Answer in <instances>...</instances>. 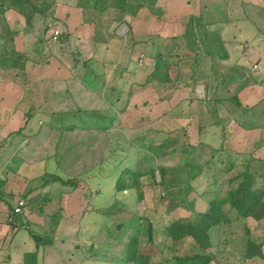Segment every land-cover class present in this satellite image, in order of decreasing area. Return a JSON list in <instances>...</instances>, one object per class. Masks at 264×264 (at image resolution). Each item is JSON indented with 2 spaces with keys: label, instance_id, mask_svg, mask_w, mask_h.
<instances>
[{
  "label": "crops",
  "instance_id": "crops-1",
  "mask_svg": "<svg viewBox=\"0 0 264 264\" xmlns=\"http://www.w3.org/2000/svg\"><path fill=\"white\" fill-rule=\"evenodd\" d=\"M118 1L121 16L113 20L106 16L113 6L100 1L98 24L74 8L68 49L60 43L45 71L43 61L30 60L32 80L0 66V264H25L27 253L45 264L43 237L76 222L72 215L82 219L101 208L92 201L102 188L88 180L98 165L94 153L115 143L123 157L117 137L135 129L124 123L131 107L155 114L146 127L158 124L166 134L176 119L199 138L218 131V142L227 141L234 154L264 164V0H153L126 11V1ZM75 56L91 62L87 70ZM166 68L171 81L145 83L154 69ZM114 163L122 166L118 157ZM19 199L25 205L15 213Z\"/></svg>",
  "mask_w": 264,
  "mask_h": 264
},
{
  "label": "rangeland",
  "instance_id": "rangeland-1",
  "mask_svg": "<svg viewBox=\"0 0 264 264\" xmlns=\"http://www.w3.org/2000/svg\"><path fill=\"white\" fill-rule=\"evenodd\" d=\"M96 1L97 0H54V6L50 9L54 18L50 17L46 19L45 22L48 24V27L43 31L46 41L44 54H46L47 57L42 60L43 64H41V71H45L46 69L45 60H49L50 64L55 61L51 56L52 51L57 50L60 43L62 44L61 46H66L68 40H70L69 36L71 33L69 31L71 24L69 22L72 16L70 13L74 11V8L76 9L78 6H81L82 9L77 10L83 12V19L86 20L92 17L97 24L100 22L99 16L101 15H99L97 9L99 5ZM125 1V7L129 9L132 8V5H135V2L140 6L144 4L147 7L149 3H153V0ZM118 2V0H107V3L113 6L110 7L112 8L110 9L112 12L109 10L106 15L109 20H113L115 16H121L119 12L115 14L117 12L115 11L117 10L115 5H117ZM153 9L155 8L150 7L148 10L153 12ZM147 13V9H144L139 15L145 18L147 17ZM173 13H175V16H179L177 11ZM6 16L7 23L10 27L17 30L20 29V32L14 39L16 49L22 51L25 50L27 46L30 47L31 43L29 42L31 39H34V37L29 39L25 38L23 35L24 31H21L26 24L25 17L13 9L7 10ZM168 17L170 21L174 20L173 15L168 14ZM101 20L105 21L103 17ZM45 22H43L42 18H39L36 30L42 31L46 24ZM128 26L127 24L124 25L121 27L120 31H122V28H124L123 31H128ZM56 31H58L59 34L58 38L54 39L53 36ZM67 47L68 46H66V49H68ZM74 49L75 48L72 47L71 49L70 47L71 52H74ZM134 54V66L137 67L138 55L137 53ZM75 57L82 63L80 64L81 70H87L86 68L91 62L83 65L85 62L83 57ZM147 58H149L148 53L146 59ZM32 71L30 61H28L25 69L22 70L20 74L25 77L27 76L26 79L29 81V79H31L29 76ZM112 97L113 96H111V98ZM127 104L129 105V103ZM74 106L75 105L71 104V107ZM134 110V108H130V113L125 116L124 123L135 124L136 126H133L135 129L133 131L125 130V133L129 134L128 138L123 134L121 135V133H119L117 137V140L119 141L120 139L121 142L118 145H122V149L124 150L123 157L119 158L116 153L115 143H109V150H107V152L96 149L97 153H94L93 159L94 162H98V165L96 169L93 168L95 166L94 164L91 165L93 170L91 169L92 173H89L88 180L92 185L97 186V184H99L102 188L100 197L94 202L92 201L94 206L99 203L101 208L96 207V209H93L94 212L87 213L82 219H80V217L76 218L79 216L76 213L75 216L72 215L74 221L77 220L76 222H70L71 224L66 223L64 225L65 228L58 229L54 237H43L44 239H42V242L47 251L44 259L45 264H130L125 263L123 260L124 243L128 240L129 236L132 235L134 225L131 220H124L123 228L118 229V224L120 221H123V217H125L122 213L117 212L122 209L128 210L126 217H136V215L137 217H147L155 224L157 227L156 229H158V232L155 233V240L160 245L161 255L168 257L169 252L164 248V245H167L169 240L163 237L161 226L167 221L176 220L179 217H188L191 214V208L188 203L191 194L193 195L194 192L200 193L205 190H219L228 177L243 170V167L238 164L228 173H224L223 170L221 171L223 164L218 160H225L229 155H233L236 161H239L241 158L234 154L233 150L228 148L227 141L223 140L218 142L222 138L218 131V134L201 135L200 140L197 135H192L185 131L186 129L188 130L187 126L178 123L175 119L173 120L174 123L172 122L171 125H167L168 130L165 134L164 131H159L158 128L160 125L158 126V124L146 127L147 124L156 117L155 114L151 115L145 108L143 110L141 108L140 112ZM177 112L178 110L176 109L173 114ZM43 118L45 119V117ZM34 121H39L37 116ZM48 122L49 120L46 119V123ZM40 126L46 127V125ZM214 129H216V127L213 128V130ZM55 134L57 133L55 132ZM91 134L92 133H90L89 136L92 137ZM203 138L206 142H202ZM175 139L184 144L181 142H171ZM79 145L84 146L86 144L81 143ZM163 145L170 148L166 151V153L169 154L160 157L159 151ZM217 145H220V151L217 149ZM180 149H184V151L179 152L182 151ZM165 150H167V148H163L162 151ZM212 150L213 154L216 153V156H214L215 162L213 161L209 163V165H206L204 163L210 156L212 157ZM103 153H105L106 159L103 158ZM120 153L121 152H119V154ZM115 157H118V164L122 162L121 167H115ZM190 159L192 160V165L187 167L185 163ZM102 160H105V163L100 165V161ZM167 166L177 167L178 171H181L183 175L176 173V171L167 170ZM134 167H139L140 172L143 173L141 181L144 198L141 201L137 199V192L133 186H129L128 190L122 192H118L116 189L112 188L113 182L116 183L118 179L115 178L114 181L112 179L116 171L118 177L122 175L130 183L132 180L128 169ZM151 170H154L153 176L150 174ZM166 182L172 183L168 185L165 184ZM79 188L80 193L85 191L82 183H79ZM188 191H191V193L187 196ZM116 193L118 198L115 197ZM111 211L116 213L109 215L108 213ZM230 216L232 219L231 224L223 225L212 230L215 244L210 248V251L216 253V258H214L210 264H264L258 257L248 260L242 259L244 243L248 235L257 243L263 242L264 249V218L260 220L254 218L241 219L237 217L234 210L231 212ZM246 229H249L248 235ZM51 239L54 243H49ZM195 249L196 242L190 237H184L183 252L191 253Z\"/></svg>",
  "mask_w": 264,
  "mask_h": 264
},
{
  "label": "trees",
  "instance_id": "trees-1",
  "mask_svg": "<svg viewBox=\"0 0 264 264\" xmlns=\"http://www.w3.org/2000/svg\"><path fill=\"white\" fill-rule=\"evenodd\" d=\"M100 1L104 2L106 0H98V5H100ZM53 6L54 0H0L1 67L24 70L28 61L31 60L39 63L47 57L44 54L46 41L43 31L48 27V24L45 22L46 19L50 17L54 18L52 11H50ZM125 6L126 3H124L122 8L126 11ZM11 9L16 10V12L25 17L26 24L21 29V31H24L23 35L25 38L34 37L29 42L31 43L30 47L27 46L22 51L16 49L14 41L20 29H13L7 23L6 11ZM39 18H42L43 22L46 23L42 31L36 30ZM168 63L170 64V62ZM168 63L167 67H169ZM167 69L164 71L154 69L147 76L145 83L152 81L166 83L171 81ZM171 142L178 143L181 141L175 139ZM163 148H167V150L162 151ZM168 149H170L168 146L163 145L159 151L160 157L169 154L166 153ZM184 149H180L182 151L179 152H183ZM211 154L212 157L210 156L204 164L209 165V163L214 161L216 153L213 154L212 150ZM218 161L223 164L221 171L223 170L224 173H228L238 164L243 167V170L228 177L219 190H205L200 193L194 192L193 195L191 194L188 200L191 214L188 217H179L176 220L167 221L161 226L163 237L169 240V243L164 245V248L169 252L168 257L161 255L160 245L155 240V233L158 232V229H156L157 227L149 218L137 217V215L136 217H126L128 210L122 209L117 211L125 216L123 217V221H120L118 224V229L123 228L124 220H131L134 225L132 235L124 243L123 260L125 263L210 264L216 258V253L210 251V248L215 244L212 230L231 224L232 219L230 214L233 210L236 212L237 217L241 219L254 218L260 220L264 218V164L259 163L253 157L241 158L239 161H236L231 156H228L227 159ZM185 165L187 167L191 166L192 160H187ZM167 168V170L182 174L181 171H178L177 167L167 166ZM128 172L132 181L129 183L126 178L120 175L116 180L115 189L117 191H124L129 186H133L137 192V199L141 201L144 198L141 181L143 173L140 172L139 167L128 169ZM153 173L154 170H151V176L154 175ZM49 178L53 180L58 179L54 175H49ZM171 183L166 182L165 184L169 185ZM190 193L191 191H188L187 196ZM114 213L116 212L111 211L108 214ZM59 215L60 212L53 216ZM246 233L248 235L249 229H246ZM184 237H190L196 242V249L193 252H183ZM31 257H35V253H27L25 255V264H35L30 260ZM254 257H258L264 262L263 242L257 243L248 235L245 239L242 259L248 260Z\"/></svg>",
  "mask_w": 264,
  "mask_h": 264
},
{
  "label": "built area",
  "instance_id": "built-area-1",
  "mask_svg": "<svg viewBox=\"0 0 264 264\" xmlns=\"http://www.w3.org/2000/svg\"><path fill=\"white\" fill-rule=\"evenodd\" d=\"M59 32L56 31L55 35L53 36L54 39H57ZM25 205V201L23 199H19L17 202V206L15 208V213H19L21 212V209L23 208V206Z\"/></svg>",
  "mask_w": 264,
  "mask_h": 264
}]
</instances>
